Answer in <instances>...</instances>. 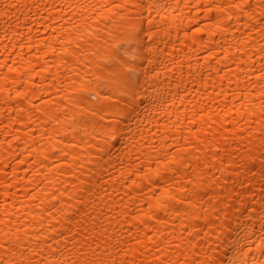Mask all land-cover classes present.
<instances>
[{
	"label": "bare ground",
	"instance_id": "bare-ground-1",
	"mask_svg": "<svg viewBox=\"0 0 264 264\" xmlns=\"http://www.w3.org/2000/svg\"><path fill=\"white\" fill-rule=\"evenodd\" d=\"M0 264H264V0H0Z\"/></svg>",
	"mask_w": 264,
	"mask_h": 264
},
{
	"label": "snow or ice",
	"instance_id": "snow-or-ice-1",
	"mask_svg": "<svg viewBox=\"0 0 264 264\" xmlns=\"http://www.w3.org/2000/svg\"><path fill=\"white\" fill-rule=\"evenodd\" d=\"M140 99V95L138 94V93H132L131 94V99H130V103H132L133 105L135 104V102L137 101V100H139ZM102 118H103V116H102Z\"/></svg>",
	"mask_w": 264,
	"mask_h": 264
}]
</instances>
